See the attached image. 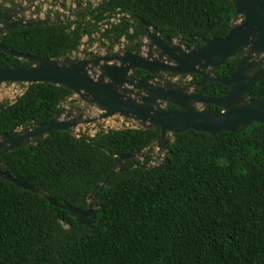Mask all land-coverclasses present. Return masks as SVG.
Returning a JSON list of instances; mask_svg holds the SVG:
<instances>
[{"label":"trees","instance_id":"obj_1","mask_svg":"<svg viewBox=\"0 0 264 264\" xmlns=\"http://www.w3.org/2000/svg\"><path fill=\"white\" fill-rule=\"evenodd\" d=\"M107 11L139 16L164 37L199 48L228 34L235 9L231 0H106L92 12L94 22L71 31L19 28L2 42L42 58L70 55ZM133 20L122 19L104 34L132 39L143 27ZM30 64L0 51V66ZM235 64L219 66L215 74L227 77ZM227 90L219 82L206 88L216 96ZM71 93L32 83L14 102L0 103V135L49 120ZM263 95L264 80L251 92L254 99ZM160 137L159 128H111L93 136L54 130L3 154L0 171L87 209L122 154L142 151ZM149 162L127 159L97 189L90 225L0 177V264H264V124L216 136L189 130L176 135L159 164Z\"/></svg>","mask_w":264,"mask_h":264},{"label":"water","instance_id":"obj_2","mask_svg":"<svg viewBox=\"0 0 264 264\" xmlns=\"http://www.w3.org/2000/svg\"><path fill=\"white\" fill-rule=\"evenodd\" d=\"M231 1L235 12L228 34L207 39L199 48L164 37L157 28L150 27L139 17L144 25L150 27L146 34L149 47L146 54L139 50L129 52L119 48L116 52L101 55L89 51L88 56H84L82 51L80 55L75 52L57 58H42L16 51L0 41L1 51L31 62L26 67L0 66V86L23 83L25 90L32 83L39 82L63 86L72 95L102 112L87 119H82L81 115L74 118L70 110L63 116L65 109L62 106L47 121L35 122L0 135V157L17 148L34 145L54 130H67L73 135L84 136V133L75 130L78 125L115 115L133 121L136 127L159 128L161 132L160 139L148 148L119 157L111 173L91 193L87 209L61 203L46 191L2 171L0 177L69 211L78 224L90 225L97 214V189L105 187L127 159L149 158L151 155L146 152L151 151L154 145H160L158 155L162 161L169 143L177 134L189 130L216 136L224 131L240 133L254 123L264 124V95L257 99L251 96L253 87L264 80V0ZM1 16L0 35L31 25L22 20L14 21L9 15ZM232 60H236L232 73L227 77L215 74L219 66ZM137 69L148 71L151 76L133 75L132 72ZM183 74L200 76L196 91L190 92L189 85L184 84L182 79L173 80V77ZM210 82L226 86V94H206L204 90ZM6 101L1 100L0 103ZM167 103L175 107L170 108ZM210 105L218 107L219 111L204 109V106ZM160 161L151 165H157Z\"/></svg>","mask_w":264,"mask_h":264},{"label":"flooded vegetation","instance_id":"obj_3","mask_svg":"<svg viewBox=\"0 0 264 264\" xmlns=\"http://www.w3.org/2000/svg\"><path fill=\"white\" fill-rule=\"evenodd\" d=\"M105 1L106 0H0V15H2L1 18L3 16L9 15L10 19H13L14 21L22 20L23 23H31V25L29 26L20 27V28L42 27V26H52V27L54 26L56 28H59L65 26L67 31H71L80 26L86 25L89 21L94 22L95 19L92 17V12L101 5H103ZM103 16L104 18L98 21L99 24L98 30L92 32L91 34H87V33L82 34V37L79 40L77 47L71 50L70 55L75 52H77L78 55H80L82 51H84V56H88L87 53L89 51H93L94 53L101 55L104 53L116 52L119 48H122L123 50H127L129 52H135L139 50L144 54H146L149 51L146 34L150 31V27L153 26L150 25L147 21H145L143 18L139 16L124 14L121 12L107 11L104 13ZM138 17L144 20L145 22H147L150 25V27L144 25L139 20ZM122 19H129L133 22H134L133 19H138L143 25V27L141 28L140 32L132 39H129L126 35H123L122 37L116 39L111 36V33L109 34V37H107L104 34L105 31L108 28H110V26H112L113 24L120 22ZM128 32L131 34L134 33L135 32L134 27L133 26L130 27ZM7 34L0 35L1 42H2V37ZM96 34H98L97 37ZM174 39H178V38H174ZM178 41L180 40L178 39ZM124 42H126V44H124ZM180 42L183 43L182 41ZM14 67H18V66H14ZM132 74L140 77L151 76V74L148 71H143L140 69L133 71ZM165 75L171 76L170 73H166ZM196 75L197 74H183L182 76L173 77V80L178 78L182 79L184 81V84L189 85L190 87L189 91L194 92L197 90L196 83H198L201 79L199 75H198L199 78H197ZM206 88L204 92L208 95H211L207 93ZM1 103H6V102H1ZM167 105L170 108L175 107L173 104L170 103H167ZM210 108H212L213 110ZM204 109L213 112L219 111V108L213 105L204 106ZM66 113L67 111H64L63 115H65Z\"/></svg>","mask_w":264,"mask_h":264},{"label":"rangeland","instance_id":"obj_4","mask_svg":"<svg viewBox=\"0 0 264 264\" xmlns=\"http://www.w3.org/2000/svg\"><path fill=\"white\" fill-rule=\"evenodd\" d=\"M98 34H96V37ZM108 42V41H107ZM126 44V42H124ZM78 54V53H77ZM25 90V84L15 83V84H2L0 86V101L7 99L6 102H13L18 98ZM65 111H72L73 117L77 118L78 115H81L82 119H87L89 117H96L100 115V111L94 106L89 105L81 101L77 96L71 94V96L66 100V103L62 105ZM76 106L77 108L73 107ZM65 116V115H63ZM136 123L131 120L120 117L119 115L112 116L107 119L97 120L91 123H85L78 125L75 130L85 135H95L100 130H108L111 128H124V127H136ZM159 145H154L151 151H147V154H150V164L158 163L161 158L158 155ZM143 159V158H142Z\"/></svg>","mask_w":264,"mask_h":264}]
</instances>
